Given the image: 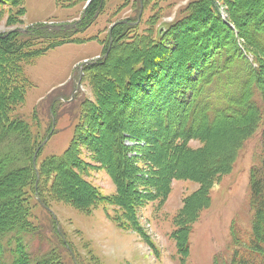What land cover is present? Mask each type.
<instances>
[{"label": "rangeland", "instance_id": "rangeland-1", "mask_svg": "<svg viewBox=\"0 0 264 264\" xmlns=\"http://www.w3.org/2000/svg\"><path fill=\"white\" fill-rule=\"evenodd\" d=\"M20 1L7 0L8 3L0 5V35L12 32L25 35L33 25L43 28V25L62 24L69 25V29L63 31L66 37L62 41L52 39L56 35L53 32H59L55 30L48 31V37L35 35V39L8 61L7 73L24 83L22 95L9 115L11 119H21L29 130L33 167L27 164L22 179H17L22 186V197L26 195L27 198L26 209L15 198L4 199L0 202V214L13 221L9 223L8 220L10 225L27 220L26 225L32 229L33 251L39 247L55 250V259L49 264H181L171 234L175 215L182 208L183 199L199 184L172 179L169 193L161 200L157 197L154 181L148 180L149 176L156 177L158 168L151 171L150 167L145 168L148 159L136 158L130 164L135 171L134 177L127 176L128 191L123 190L127 196L122 194L116 201L113 197L118 196L117 183L107 171L106 162L94 158L90 145L100 147L107 143V136L100 135L96 129L99 127L98 114L94 116L99 95L97 87L104 77L109 79L117 74L115 67L131 61L130 57H125L128 50L124 46L120 48L122 46L110 41L118 25L131 26L124 39L131 41L137 53L140 42L150 45L162 40L168 49L174 48L175 41L180 42L173 53H164L166 63L171 61L169 57H177L180 61L182 51L185 57L192 42L190 28H195L199 24L197 17L207 15L210 9L208 0H101L93 17L90 7L98 0ZM226 2L219 0L223 14L228 17ZM182 28L188 33L181 32L180 39H174L171 31H183ZM43 31L39 35H44ZM111 47L115 49L110 50ZM108 55L103 68L107 71V65H112L114 72L105 73L97 67L86 69L82 65L85 61H100ZM178 61L173 65L178 66ZM227 123L222 131H217L221 127L218 124L209 132L216 136V147L209 150L215 151L214 156L229 147L224 140L235 123ZM258 137L257 130L242 145L231 170L213 181L209 190L210 205L191 223L188 264H213L215 255L228 252L231 226L248 228L252 214L249 169L259 149ZM133 143H137V148L127 150L126 155L140 157L146 142L124 138L128 148ZM5 144L0 146V188L12 178L8 174L1 176L9 162L8 156L2 153ZM202 146L200 140L188 142L192 149ZM68 148L72 154L68 166L64 164L65 167L54 170L46 165L52 157L66 155ZM208 156L206 160L211 161ZM189 165L191 173L198 176L194 162ZM167 169L165 166L159 173L163 175ZM63 176L69 183L66 189L59 186V177ZM121 188H125L124 183ZM4 194L9 195V191ZM82 196L83 203L79 200ZM21 209L23 214L18 217ZM185 259L186 256L184 263Z\"/></svg>", "mask_w": 264, "mask_h": 264}, {"label": "trees", "instance_id": "trees-1", "mask_svg": "<svg viewBox=\"0 0 264 264\" xmlns=\"http://www.w3.org/2000/svg\"><path fill=\"white\" fill-rule=\"evenodd\" d=\"M102 2L98 0L97 4H92L93 7L90 5L91 17ZM6 3L7 0H0V5ZM208 4L207 15L197 17L199 24L190 28L192 42L185 57L182 51L183 59L180 61L177 57H169L171 61L166 63L167 57L164 56L167 51L173 53L172 50L176 46L178 48L180 42L174 40L175 46L170 49L162 40L150 45L140 42L141 48L137 53L131 41L124 39L131 26L118 25L116 35L109 40L122 46L120 48L124 46L128 50L125 57H130L131 61L115 67L117 74L109 79L104 77L97 87L99 95L94 116L98 114L99 127L96 129L100 135L107 136V143L100 145L101 148L91 143L90 148L97 161L106 162L107 171L117 183L118 196L113 197L116 201L122 194L127 196V176L134 177L135 171L130 164L136 158L148 159L145 168L150 167L151 171L158 168L156 177L149 176L148 180L151 183L154 181L157 197L161 200L169 193L172 179L191 180L199 184L191 195L183 199L182 208L175 218L177 228L172 232L184 259L188 253L191 223L203 208L209 206V190L213 181L231 170L244 142L261 126L260 151L250 171L251 230L244 239L239 233L234 234L231 255L216 256L213 264H264V0H227L229 15L226 19L220 14L219 0H208ZM184 29L171 31L174 39H180ZM27 30L25 35L18 32L0 35V146L10 141L2 150L9 162L5 164L7 169L1 176L8 174L12 177L0 188V202L15 198L20 201L19 204L23 203L24 209L27 198L26 195L22 197V186L17 179H22L27 164L33 167V142L22 120L12 117L13 120L9 115L22 95L24 83L7 73V67L10 57L18 55L26 43L35 39V35L38 38L48 37V31H51L40 25H33ZM41 31L45 32L42 33L44 35H39ZM53 33L56 35L51 36L52 39L57 38L58 41L66 37L63 31ZM238 41L253 57L255 65L247 59ZM131 53L136 55L135 59ZM108 57L86 64L85 68L97 67L109 73L115 68L112 69L109 64L107 71L103 68ZM174 61H178V66L173 65ZM170 69L172 73H167ZM225 123H235L227 140H224L229 147L214 156L215 151L209 150L216 147V136H211L209 132L218 124L221 127L217 131H222ZM125 137L130 141L146 142L140 157L126 155L127 150L137 148V143L128 148L124 144ZM190 139L202 141L203 146L197 149L188 147ZM69 148L66 155L54 156L46 161V165L54 170L68 166V162L72 161ZM206 154L210 155L212 163L206 160L209 157ZM191 162H194L198 176L191 173ZM179 164L181 167L178 168ZM165 166L168 169L161 175L159 172ZM123 183L125 188H121ZM68 184L64 176L59 177L60 187L66 189ZM8 191L9 195H5ZM79 200L82 202L83 196ZM22 214L21 209L17 215L21 217ZM8 220L13 222L0 214V264H49L54 261L56 252L51 247L40 253L33 251L32 229L26 225L27 220L23 219L17 225H10Z\"/></svg>", "mask_w": 264, "mask_h": 264}, {"label": "water", "instance_id": "water-1", "mask_svg": "<svg viewBox=\"0 0 264 264\" xmlns=\"http://www.w3.org/2000/svg\"><path fill=\"white\" fill-rule=\"evenodd\" d=\"M133 24V23H132ZM48 28H50V29H54V30H57L58 29V26H55V27H50V26H47ZM93 62H95V60H92V61H85L84 63H82V65H84V64H90V63H93ZM81 65V66H82Z\"/></svg>", "mask_w": 264, "mask_h": 264}]
</instances>
